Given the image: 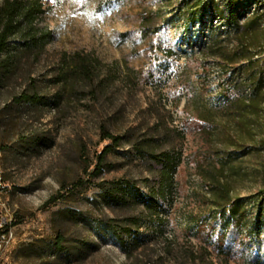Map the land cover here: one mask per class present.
<instances>
[{
    "label": "rangeland",
    "instance_id": "374dc122",
    "mask_svg": "<svg viewBox=\"0 0 264 264\" xmlns=\"http://www.w3.org/2000/svg\"><path fill=\"white\" fill-rule=\"evenodd\" d=\"M43 3L40 23L53 39L0 79L3 213L14 232L0 264H216L224 255L257 264L240 242L264 208V0ZM73 52L97 61L93 83L59 77ZM101 126L129 137L108 155L107 171L47 203L94 166L107 144ZM149 152L179 159L160 216L142 201L108 205L102 180L130 178L148 192L160 169ZM225 194L240 199L245 221L222 255ZM131 216L143 223L136 249L112 232Z\"/></svg>",
    "mask_w": 264,
    "mask_h": 264
},
{
    "label": "trees",
    "instance_id": "16d2710c",
    "mask_svg": "<svg viewBox=\"0 0 264 264\" xmlns=\"http://www.w3.org/2000/svg\"><path fill=\"white\" fill-rule=\"evenodd\" d=\"M45 12L43 0H1L0 1V79L4 71L16 67L15 65L22 59L24 54L39 53L53 39L54 33L47 26L42 25L40 20ZM16 44L14 56H8L13 43ZM64 63L59 69V77L67 79L68 76L82 78L93 83L95 81V70L97 61L92 59L88 53L73 52L70 55L63 56ZM10 61V62H9ZM25 100L34 101L39 99L38 96H25ZM102 140L107 144L96 154V162L92 168L84 171V176L73 183V189L67 188L63 184L59 190L49 198L47 203L65 201L68 195L75 189L88 185L94 179H98L107 171V157L117 150L127 135H118L109 131L105 126L100 127ZM129 138V137H128ZM136 154L146 157L143 149V143L138 142L133 145ZM154 163L160 165V169L154 178L147 185L148 192L145 193L138 186L135 180L130 178H117L99 182L98 187L104 190V197L108 205L119 208L129 206L131 203L142 201L145 211L150 215L158 218L160 216L159 199L165 194L166 189L173 180L179 159L174 158L169 152L156 154L149 152ZM153 184H152V183ZM264 195V191H261ZM220 216L221 237L219 251L222 255L224 241L233 234V230L242 233L245 214L242 210L240 199H233L230 195L225 194L222 200L217 202ZM262 217L256 218L255 221L245 230L246 239L241 240L243 248H247L248 255L254 258L257 264H264V208H260ZM142 219L131 216L128 218V228L113 227L112 232L121 239L123 245L125 242L124 233L129 235L132 248L136 249L140 243V228ZM61 237L57 244H61ZM127 249V248H126ZM128 250V249H127ZM256 253V254H255ZM216 264H231L228 255L223 256ZM206 264H215L210 261Z\"/></svg>",
    "mask_w": 264,
    "mask_h": 264
},
{
    "label": "built area",
    "instance_id": "2783aa9c",
    "mask_svg": "<svg viewBox=\"0 0 264 264\" xmlns=\"http://www.w3.org/2000/svg\"><path fill=\"white\" fill-rule=\"evenodd\" d=\"M5 191L6 185L0 168V253L7 248L14 239V232L10 222L11 219L8 220L3 213L6 210V203L4 201Z\"/></svg>",
    "mask_w": 264,
    "mask_h": 264
}]
</instances>
